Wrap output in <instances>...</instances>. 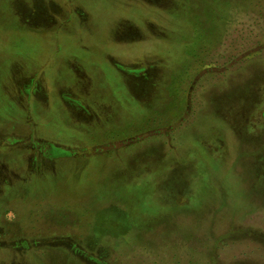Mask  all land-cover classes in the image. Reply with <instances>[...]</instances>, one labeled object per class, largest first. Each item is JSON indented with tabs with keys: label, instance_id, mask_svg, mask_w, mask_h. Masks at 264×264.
<instances>
[{
	"label": "rangeland",
	"instance_id": "rangeland-1",
	"mask_svg": "<svg viewBox=\"0 0 264 264\" xmlns=\"http://www.w3.org/2000/svg\"><path fill=\"white\" fill-rule=\"evenodd\" d=\"M0 264H264V0H0Z\"/></svg>",
	"mask_w": 264,
	"mask_h": 264
},
{
	"label": "flooded vegetation",
	"instance_id": "flooded-vegetation-1",
	"mask_svg": "<svg viewBox=\"0 0 264 264\" xmlns=\"http://www.w3.org/2000/svg\"><path fill=\"white\" fill-rule=\"evenodd\" d=\"M80 11V10H79ZM26 26V25H25ZM28 27H29V25H28ZM31 27V26H30ZM78 65V68H77V72H78V74H83L84 75V73H83V69H84V67H85V64L83 63V65H80V63L79 64H77ZM120 69H121V67H120ZM123 72L125 71L124 69H121ZM126 75H127V72L125 71L124 72ZM64 82H61L60 83V85H59V91H60V93H61V91H63L62 89L63 88H65V91H67L69 94H66V95H62L61 94V96H60V98H61V101L63 102V109H65V111L68 113H70V115L72 116L73 115V113H72V111L71 110H74L75 109V105H73V104H71L72 102H73V100L74 101H77L78 99H77V97H81V99H82V96H81V90H83L84 92H86L87 91V88L86 87H84V86H78L77 87V90H70L69 88V85H67L66 83V86H63L62 84H63ZM129 84V83H128ZM35 87H37V86H35ZM36 89V88H35ZM35 94H34V91H31L30 92V94H29V98L31 99V98H33V99H36V97L34 96ZM45 97H48V99H49V95H48V92H47V95H45ZM46 100V99H45ZM39 101V100H38ZM46 101H48V100H46ZM39 102H41V101H39ZM44 102V101H43ZM42 102V103H43ZM89 102V101H88ZM44 104V106H46V104H47V102H45V103H43ZM72 108V109H71ZM71 109V110H70ZM74 116V115H73ZM53 148H54V146H53ZM55 156H58L57 158L55 157ZM63 156H64V153H59V152H57V153H55L54 155H53V157L54 158H56L57 160L58 159H60L61 158V160H62V158H63ZM43 162H46L45 160L43 161ZM48 163H50V164H52L51 162H48ZM36 168H38V166L36 167ZM9 183H10V181H9Z\"/></svg>",
	"mask_w": 264,
	"mask_h": 264
}]
</instances>
